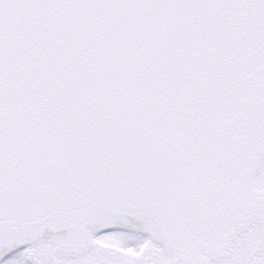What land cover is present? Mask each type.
<instances>
[{
  "label": "snow or ice",
  "instance_id": "6c2138e0",
  "mask_svg": "<svg viewBox=\"0 0 264 264\" xmlns=\"http://www.w3.org/2000/svg\"><path fill=\"white\" fill-rule=\"evenodd\" d=\"M0 264H264V0H0Z\"/></svg>",
  "mask_w": 264,
  "mask_h": 264
}]
</instances>
